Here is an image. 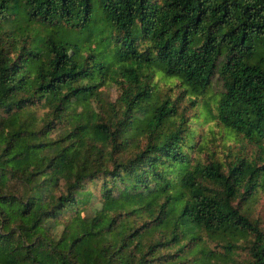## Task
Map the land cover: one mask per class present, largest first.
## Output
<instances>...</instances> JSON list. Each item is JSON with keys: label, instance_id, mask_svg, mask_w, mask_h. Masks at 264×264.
Here are the masks:
<instances>
[{"label": "trees", "instance_id": "obj_1", "mask_svg": "<svg viewBox=\"0 0 264 264\" xmlns=\"http://www.w3.org/2000/svg\"><path fill=\"white\" fill-rule=\"evenodd\" d=\"M156 72L190 105L217 77L254 149L192 162ZM263 146L264 0H0V264H210L202 233L264 264Z\"/></svg>", "mask_w": 264, "mask_h": 264}, {"label": "rangeland", "instance_id": "obj_2", "mask_svg": "<svg viewBox=\"0 0 264 264\" xmlns=\"http://www.w3.org/2000/svg\"><path fill=\"white\" fill-rule=\"evenodd\" d=\"M153 81L156 84L154 95H170L172 99H178L182 95L178 102L184 114L188 116L190 129L193 132L189 139L192 147L188 148L192 162H206L211 157H217L226 162L232 153L238 149L248 153L254 149L253 145L246 144L240 135L223 127L215 119L216 102L222 89L217 77L213 79L210 87L204 93L197 96L193 105H190L189 100L186 99L189 94L183 93L184 86L178 78L166 77L156 72ZM100 89L111 99L120 95V88L115 81L108 80ZM240 208L251 218L258 219L264 226V184L258 189L255 197L247 201H240ZM201 238L207 241L204 243V247L201 246L205 253L209 251V248L214 250L213 254H206L207 263L235 264V261H243L247 256V252L244 250H238L234 254H226L221 248L214 247L212 243L208 242L205 234L202 233Z\"/></svg>", "mask_w": 264, "mask_h": 264}]
</instances>
